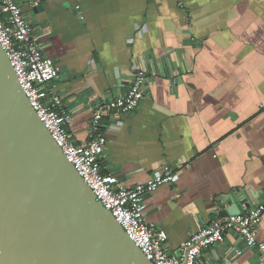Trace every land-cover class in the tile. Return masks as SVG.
<instances>
[{
	"label": "crops",
	"instance_id": "1",
	"mask_svg": "<svg viewBox=\"0 0 264 264\" xmlns=\"http://www.w3.org/2000/svg\"><path fill=\"white\" fill-rule=\"evenodd\" d=\"M16 2L58 68L46 91L72 116L75 144L90 143L98 105L147 76L139 109L102 121V172L121 188L166 165L176 173L143 198L169 254L223 209L264 207V0ZM256 235L264 243V211ZM239 248L245 256L233 262ZM197 264H264V251L229 232Z\"/></svg>",
	"mask_w": 264,
	"mask_h": 264
},
{
	"label": "water",
	"instance_id": "2",
	"mask_svg": "<svg viewBox=\"0 0 264 264\" xmlns=\"http://www.w3.org/2000/svg\"><path fill=\"white\" fill-rule=\"evenodd\" d=\"M0 264H153L58 147L1 44Z\"/></svg>",
	"mask_w": 264,
	"mask_h": 264
},
{
	"label": "built area",
	"instance_id": "3",
	"mask_svg": "<svg viewBox=\"0 0 264 264\" xmlns=\"http://www.w3.org/2000/svg\"><path fill=\"white\" fill-rule=\"evenodd\" d=\"M0 44L32 108L58 147L97 200L112 213L129 239L150 262L197 264L203 253L223 243L229 232L239 235L248 247L264 251V243L259 242L256 235L264 211V207H261L249 209L243 214L218 217L198 233L190 235L178 255H171L166 250L167 234L155 231L146 222L143 198L163 185L174 183L176 173L166 165L148 182L121 188L115 177L102 172L103 154L108 145L102 133V121L107 115L118 117L139 109L148 90L147 76L142 71L135 74L126 94L98 105L89 131L90 143L77 145L69 133L72 116L67 112L62 98L49 95L46 91L58 78V68L39 48L33 28L16 0H0Z\"/></svg>",
	"mask_w": 264,
	"mask_h": 264
}]
</instances>
